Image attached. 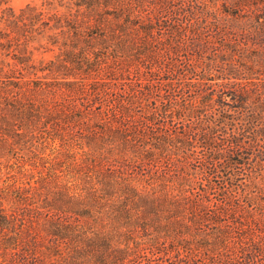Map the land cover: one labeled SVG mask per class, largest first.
Instances as JSON below:
<instances>
[{
    "label": "trees",
    "instance_id": "1",
    "mask_svg": "<svg viewBox=\"0 0 264 264\" xmlns=\"http://www.w3.org/2000/svg\"><path fill=\"white\" fill-rule=\"evenodd\" d=\"M40 1L0 16V73L31 80L32 53L58 48L48 71L98 80L81 108L82 88L60 82L0 96V145L50 117L60 134L46 142L67 145L77 191L48 196L59 222L15 228L0 212V264H264V80H250L264 75V0ZM32 132L10 147L32 148ZM8 184L13 206L45 201L38 183L29 198ZM43 230L54 240L23 242Z\"/></svg>",
    "mask_w": 264,
    "mask_h": 264
},
{
    "label": "rangeland",
    "instance_id": "2",
    "mask_svg": "<svg viewBox=\"0 0 264 264\" xmlns=\"http://www.w3.org/2000/svg\"><path fill=\"white\" fill-rule=\"evenodd\" d=\"M224 2L223 0H221ZM42 2L40 0H0V16L4 11H6V8H10L13 11H19L21 9H24L25 7H37L42 8ZM228 5V4H227ZM217 7L221 11H227L228 9L224 6L222 7V3L219 2L217 4ZM61 13V12H60ZM85 38V37H83ZM82 39V38H81ZM32 48H37V46L32 45ZM41 54L38 52L32 53L33 60L35 62V65H37V72L34 73V75L31 76V80H28V78L22 79V77L18 74V72L14 75L13 79L8 78L10 76V72L7 68L4 69V74L6 75L4 77L3 73H0V96L3 97L5 92L4 90H7V92H10L7 97L9 104L10 101L14 100L16 98L17 91L16 88L12 85H10L12 82L19 83L20 85H23L27 87V83H35L38 86H42V84H52L54 82H60V84H71L74 88L79 90L83 94L82 96H78L77 98V105L79 108H81L83 103H87L88 100L92 99L91 92L89 91L90 84L93 82V80H98L93 77H88L87 80L84 79L83 74L77 73V71L72 70L68 74H76V77L72 80L69 77H63V74L60 71L51 72L48 71L49 65H44L47 62H57L62 59L63 53L58 48H49L45 51V49L41 50ZM10 57H14V53L10 52ZM75 62L80 63L81 59L75 58ZM73 61V64H76ZM42 63L39 65L38 63ZM75 66V65H74ZM48 68V69H47ZM107 71L109 69L107 66H103ZM8 70V71H7ZM118 71H121V69H117ZM130 74H128L125 70H122L121 73L123 74L122 78L125 81L117 82L118 88H120V85H131L134 81V75L133 72L136 71V68H133L132 66L129 67ZM58 75V76H57ZM12 76V75H11ZM7 77V78H6ZM246 80V79H245ZM250 80H264V75H261V73L257 74L256 76H253ZM114 84L113 81L111 82V85ZM43 87V86H42ZM6 92V93H7ZM59 93V92H56ZM60 95V94H59ZM100 95V98H98V101H96L97 107L100 106L102 110L109 111L111 108V98L107 97L103 94ZM95 97V95L93 94ZM52 98V95H49V99L47 102H49ZM54 99L60 100L56 103H62V98L58 95H55L53 97ZM96 98V97H95ZM90 103H88L89 105ZM47 105V103H46ZM92 107H95V104H91ZM48 109L49 106L47 105ZM99 108V107H98ZM54 109H57L60 112V109L58 107H51L48 112H53ZM92 109V108H91ZM12 111V110H11ZM47 112V111H45ZM50 118V117H47ZM46 117H40V119L35 120L32 119L29 121L27 119L25 122L28 124L30 122H36L38 125L34 126H26L24 125L23 128H15L17 131V134L20 135H29L30 128L34 129V132H32V135L34 136L33 144L34 146L30 149L25 148H15V146L10 147L11 145H14L13 143L18 140V136H16V132H12L10 137L5 138L7 140H4L5 142L3 145H0V212L6 216V218L11 222L15 228L18 226L23 225L24 227L30 226L31 223H33V226H43L45 223L43 219H56L58 222L60 219L66 218L64 214L60 213L58 210H48L47 205L50 204L49 201H47L48 196L50 198L58 199L57 196H59L61 193L64 192L65 188L69 185L73 186V192L75 191L74 186H76V183L68 179L67 175V162L68 157L71 156L68 152L67 145L65 143L62 145L61 141H47L45 137L49 135L58 136L60 133L57 130V127H50V125H47L43 127L42 123L46 121ZM5 118H0V128L4 129V126H2V123H4ZM16 122H19V120H16ZM25 123V124H26ZM65 134V131L62 133ZM19 135V136H20ZM28 138V137H27ZM0 139L1 135H0ZM3 146V147H2ZM77 158V157H76ZM78 159V158H77ZM19 179V180H17ZM24 179V180H23ZM41 179L47 180L48 186H50V191L44 190L42 186H40L38 181H41ZM15 182L16 187L19 188V190L28 191L30 188L29 194H24L26 198L31 197L32 193V187H36L38 183L39 191L41 192V196H45L44 198H39V200L29 198L28 201L25 204H20L18 206H13V190L11 187L7 186L6 184H11L12 182ZM37 181V183H36ZM8 184V185H9ZM51 193V194H50ZM43 202V203H42ZM51 205V204H50ZM13 220V221H12ZM25 227V228H26ZM45 230V229H44ZM41 231V233L38 235V238L30 232L27 237H24L23 242L31 243L33 242H39V238H44V242L49 243L48 240L52 241L54 238L45 237V231ZM30 231V230H29ZM8 236V234H5ZM35 240V241H34Z\"/></svg>",
    "mask_w": 264,
    "mask_h": 264
}]
</instances>
